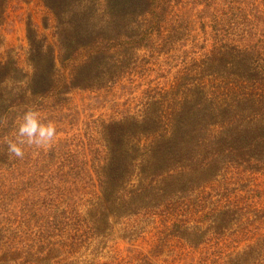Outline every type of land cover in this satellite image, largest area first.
Segmentation results:
<instances>
[{"label": "trees", "instance_id": "trees-1", "mask_svg": "<svg viewBox=\"0 0 264 264\" xmlns=\"http://www.w3.org/2000/svg\"><path fill=\"white\" fill-rule=\"evenodd\" d=\"M163 1L104 0L99 12L87 6L86 21L71 19L64 27L57 21L62 28L54 59L66 63L68 78L60 82L49 61L44 75L34 70L21 97L45 95L60 85L89 88L111 78V66L128 67V50L145 46L159 32ZM259 2L260 16L249 18L234 7L228 19L214 17L210 47L197 59L175 54L170 32L159 53L176 70L171 81L143 91L137 114L102 124L89 163L82 158L68 167L70 179L91 192L77 196L75 187L64 185L52 191L51 172L57 182L62 175L61 162L54 160L64 159L67 142L54 143L29 163L8 153L0 131V252L45 250L65 260L61 264H152L145 257L98 259L114 224L130 220L129 235L141 228L132 223L148 221L160 243L176 240L210 264L220 257L221 264H264V206H254L257 191L248 183L251 175L264 176V0ZM251 19L261 21L260 34ZM40 194L52 216L41 222ZM94 240L99 244L90 250ZM226 240L245 246L228 256L204 250L207 242ZM81 250L92 258L78 261Z\"/></svg>", "mask_w": 264, "mask_h": 264}, {"label": "rangeland", "instance_id": "rangeland-1", "mask_svg": "<svg viewBox=\"0 0 264 264\" xmlns=\"http://www.w3.org/2000/svg\"><path fill=\"white\" fill-rule=\"evenodd\" d=\"M103 2L104 0H0V131L6 135L2 140L6 145V139L15 138L19 118L27 107L36 109L42 120H51L56 124L57 138L54 143L67 142L69 146L65 148L68 151L67 157L63 156L65 160L60 156L54 160L61 162L62 170L59 175H62L61 182H57L51 172L52 191L56 185L60 188L62 185L75 187L77 196L79 193L81 195L92 191L90 186L85 185V189H82L81 185L78 186L80 181L71 180L69 174H72V171L69 172L68 167L78 166L82 158L89 163V148H93V144L99 140L97 131L102 124L137 114L142 108L143 91H149V88L156 85L166 86L171 81L176 70H169L165 57L159 53L170 32L175 35L172 42L175 54L182 52L187 55V59H197L210 47V23L212 24L214 17L228 19L230 9L236 7L252 18L253 14L261 15L255 9H262L259 0H176L170 3L164 0L157 11L160 33H151L145 46L128 50L131 54L128 67L111 66L114 75L89 88H65L60 85L59 90L54 89L45 95L30 96L29 93L22 98L29 89L28 78L34 70L37 75H44L42 72L45 73L48 69L49 61L52 63L51 72L59 75L60 82L68 78L66 63H60L56 57L54 59V54L57 55L60 50L56 43L57 32L62 28L57 21H61L63 27L71 24V19L82 18L86 21L90 18L86 16L87 6L92 3L94 11L99 12ZM251 20L254 22L252 25L256 27L253 31L260 34L263 30L261 21ZM175 24L180 26L179 30H175ZM203 47L206 48L203 50ZM119 50L120 48L117 49ZM34 90L36 89L33 87L31 92ZM5 147L7 148V145ZM48 148L25 146L27 152L24 156L29 163H34L39 160L40 152ZM53 157L51 155L47 160L50 161ZM84 164L82 163V166H85ZM24 169L28 171L27 165ZM248 183L257 191L254 206L263 207L264 176L251 175L248 177ZM54 196L58 197L59 193L53 194L51 200H54ZM38 198L41 200L37 209L38 221L51 219V212L41 204L42 201L46 202V195L40 194ZM129 221L114 224L112 237L96 254L99 260L117 258L125 262L145 257L152 264H210L202 261L204 257L200 252L191 250L176 240L160 243L148 221L132 223L141 228L134 234L130 231L129 235ZM94 244H99L98 240L92 241L90 250ZM212 244L210 241L204 245L207 253L215 250L226 256L240 251L245 246V243H233L229 240L215 246ZM31 252L8 255L0 252V264H61L65 261L60 257L55 258L54 254L47 255L45 250L37 254L35 250ZM75 258L83 261L91 259L92 255L89 251L81 250L75 254ZM221 258L223 257L217 258L211 264H221Z\"/></svg>", "mask_w": 264, "mask_h": 264}, {"label": "clouds", "instance_id": "clouds-1", "mask_svg": "<svg viewBox=\"0 0 264 264\" xmlns=\"http://www.w3.org/2000/svg\"><path fill=\"white\" fill-rule=\"evenodd\" d=\"M57 138L56 124L40 118L39 112L27 107L19 118L14 139H6L7 151L12 156L23 159L24 146L43 149L50 147Z\"/></svg>", "mask_w": 264, "mask_h": 264}]
</instances>
